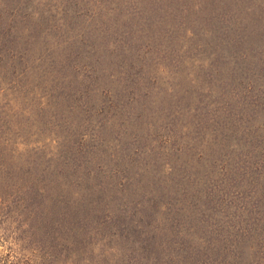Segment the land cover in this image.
<instances>
[{
  "label": "rangeland",
  "instance_id": "rangeland-1",
  "mask_svg": "<svg viewBox=\"0 0 264 264\" xmlns=\"http://www.w3.org/2000/svg\"><path fill=\"white\" fill-rule=\"evenodd\" d=\"M6 24L0 264H264V0H0V49Z\"/></svg>",
  "mask_w": 264,
  "mask_h": 264
},
{
  "label": "trees",
  "instance_id": "trees-1",
  "mask_svg": "<svg viewBox=\"0 0 264 264\" xmlns=\"http://www.w3.org/2000/svg\"><path fill=\"white\" fill-rule=\"evenodd\" d=\"M15 27H16L15 24L14 25L6 24L4 28L5 29L3 33L4 40L2 43V47L0 49V94L1 92H3V89L5 87L11 86L12 82L18 81V53L14 52L16 51L14 46L16 38L10 37V35L13 34V30L15 29ZM6 38H8V40ZM3 166H4V161H2L0 157V206L2 203V199H4V192H5V187H3ZM68 202H70V199H68ZM137 244L139 243H135V245ZM142 247L147 248L149 250V253H155V252L157 253L162 248L161 243L158 244L148 243L146 246H142ZM75 251H73V253ZM176 252L177 250L173 249L168 255L172 257L174 254H176ZM165 255L161 252L155 255L154 264H165L166 261L158 262V260L160 259L163 260ZM69 262L71 264V260H69Z\"/></svg>",
  "mask_w": 264,
  "mask_h": 264
}]
</instances>
